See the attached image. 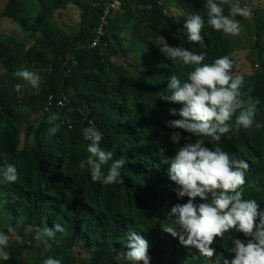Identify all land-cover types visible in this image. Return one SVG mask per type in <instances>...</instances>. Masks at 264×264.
Instances as JSON below:
<instances>
[{
  "label": "trees",
  "instance_id": "obj_1",
  "mask_svg": "<svg viewBox=\"0 0 264 264\" xmlns=\"http://www.w3.org/2000/svg\"><path fill=\"white\" fill-rule=\"evenodd\" d=\"M31 1L36 14L21 0H11L0 13V23L10 20L27 36L26 44L11 35L0 36V68L7 71L0 78V167L14 163L19 173L16 182L0 176V232L14 237L5 249L10 259L0 264H43L48 257L60 259L61 264H117L115 251L128 250L129 232L148 242L150 264H223L224 260L231 264L234 253L228 251L227 238H216L210 246L215 253L206 258L163 230L171 206L188 199H177L176 185L168 175L169 159L185 142L173 144L170 133L190 134L166 126L165 121L180 118L168 110H179L181 105L162 101L159 95L167 91L169 77L184 81L190 68L168 59L159 47L164 39L170 46L206 52L204 63L228 56L234 62L233 75L243 74V90L250 88L249 95L259 100L255 122L261 127L236 131L234 115L229 122L232 130L219 146L249 163L244 198L256 200L264 210V32L257 31L255 42L259 68L244 74L234 58L232 40L207 24L206 0H120L122 14L110 21L101 46L95 49L91 44L102 9L114 0ZM238 2L230 0V4ZM230 4L221 5L225 15ZM70 7L82 12L74 36L55 21L58 12ZM170 7L182 17H168ZM139 13L144 17L142 26L136 24ZM195 13L205 17L206 48L190 43L185 34V20ZM24 68L40 76V91L14 76ZM17 84L23 85L19 91ZM51 94L57 99L68 95L71 102L43 113ZM40 112L38 120L23 130ZM53 113L59 131L49 136L53 125L47 120ZM63 120L69 121L71 130ZM93 125L103 133L101 147L113 152L114 159L125 160L120 170L123 183L93 182L87 167H79L89 155L82 130ZM104 168L106 172L108 165ZM55 224L65 230L49 240L51 247H45L36 236ZM9 227L22 242L8 232ZM235 235L245 239L243 234Z\"/></svg>",
  "mask_w": 264,
  "mask_h": 264
},
{
  "label": "clouds",
  "instance_id": "obj_2",
  "mask_svg": "<svg viewBox=\"0 0 264 264\" xmlns=\"http://www.w3.org/2000/svg\"><path fill=\"white\" fill-rule=\"evenodd\" d=\"M114 1H119L122 9L121 1ZM224 4H230V0H220V3L206 0L207 24L215 31L237 36L241 25L234 17H249L251 10L238 4H230L229 15H225L221 6ZM103 11L104 7L102 13ZM204 25L205 17L195 13L185 20L183 26L187 40L199 44L201 48L207 47L202 36ZM98 28L94 32L93 43ZM163 41L160 51L168 59L179 60L190 68L184 81L176 75L169 77L167 91L159 95L162 101L181 105L179 110H168L169 115L180 118L165 121L166 126L190 134L184 137L180 132L170 133L173 144L179 145L181 140L185 142L169 159L168 175L176 185L173 191L177 199H188L185 203L171 206L165 217L168 224L163 230L178 238L182 246L189 250L195 248L206 258L213 257L215 249L210 246L215 243L216 238H227L231 243L228 251L234 253L231 264H264V210L260 209L256 200L244 198L246 172L250 165L219 146L222 137L232 130L229 122L234 115L236 131L241 127L246 130L261 127L260 123L255 122L259 100L249 95L250 88L247 92L243 90L245 78L243 74L233 75L234 62L228 56L204 63L206 52L196 53L186 47L170 46L164 39ZM14 76L33 88L39 87L40 76L27 68L16 71ZM22 87L21 84L15 86L17 91ZM65 96L68 95L60 99ZM68 97L66 105L71 102L70 96ZM47 102L48 98L43 113L51 112L53 107L62 109L66 106L59 107L56 104L47 111ZM57 119L58 116L54 113L48 117L47 123L53 125L48 129L49 136L59 131V127L53 124ZM62 124L68 125V128L71 125L65 120ZM82 131L84 140L89 141L86 149L89 155L80 162L79 167H87L93 182L98 181L103 185L123 183L120 170L125 166V160L114 159L113 152L101 147L103 133L94 125L85 127ZM105 165H108L106 172ZM0 176L7 182H16L19 179L18 169L14 163H6L0 167ZM64 230L63 226L55 224L52 228L43 229L36 239L41 240L45 247H51L49 240L57 232L63 233ZM8 232L22 242L14 229L9 227ZM235 233L243 234L245 239L238 238ZM9 240L8 234L0 232V260L10 259L9 252L5 251L9 247ZM125 246L128 249L126 252L115 251L114 259L117 264H150L149 245L145 238L129 232L126 234ZM43 264H61V260L48 257ZM223 264H229V261L224 260Z\"/></svg>",
  "mask_w": 264,
  "mask_h": 264
},
{
  "label": "rangeland",
  "instance_id": "obj_3",
  "mask_svg": "<svg viewBox=\"0 0 264 264\" xmlns=\"http://www.w3.org/2000/svg\"><path fill=\"white\" fill-rule=\"evenodd\" d=\"M25 5H27L35 14L37 13V9L33 8V2L31 0H21ZM11 0H0V13H3L8 6ZM240 7H247L251 10V15L249 17H241L236 16L234 19L238 20L241 25L240 34L237 36L226 34L233 43L234 47V58L237 60V66L243 71L244 74L250 73L254 68L258 69L259 65L256 63V54L258 50L255 48V42L257 38V31L261 29L260 33L264 32V19L262 18L264 15V0H240L237 3ZM184 11V9H182ZM121 12V13H120ZM257 13L255 16V13ZM122 14V9L118 12H115L110 21L114 20L118 15ZM82 12L77 7H70L64 13H57L55 17V21L59 28L64 30L65 32L74 36L80 29V21H81ZM167 15L172 20L179 19L182 17V14L175 8L170 7L167 9ZM190 16V14H188ZM103 13H101L100 18H102ZM144 17L141 13H139L138 20H136L137 26H142V19ZM130 27V26H129ZM128 27V28H129ZM1 35H11L16 37L20 43L26 44L27 36L21 32L20 27L13 23L10 20H3L0 23V36ZM261 40H263L262 36L259 35ZM26 40V41H25ZM116 60V59H115ZM119 62V60H116ZM256 63L255 65H253ZM258 65L257 67H255ZM7 75V71L5 69L0 68V78ZM41 82V81H40ZM27 83V82H26ZM29 88L32 86L29 85ZM35 90L40 91L39 87L34 88ZM23 92L20 91V95L22 96ZM172 107V106H170ZM41 116V112L39 114L33 115L30 121L24 125L23 130L26 129V125L30 123H35L38 118ZM14 237H10L12 240Z\"/></svg>",
  "mask_w": 264,
  "mask_h": 264
},
{
  "label": "built area",
  "instance_id": "obj_4",
  "mask_svg": "<svg viewBox=\"0 0 264 264\" xmlns=\"http://www.w3.org/2000/svg\"><path fill=\"white\" fill-rule=\"evenodd\" d=\"M121 8V4L119 1H113L112 3L104 5L103 16L101 18L100 27L96 31V39L92 44V48H96L101 44V38L104 36L105 28L108 26V22L112 15L115 12H118ZM69 102V97L65 96L63 99L56 100L53 95L48 97L47 107L46 110L48 111L52 106L58 105L59 107H64L66 103ZM72 129V126H69Z\"/></svg>",
  "mask_w": 264,
  "mask_h": 264
}]
</instances>
